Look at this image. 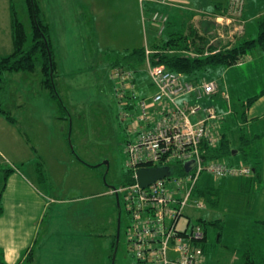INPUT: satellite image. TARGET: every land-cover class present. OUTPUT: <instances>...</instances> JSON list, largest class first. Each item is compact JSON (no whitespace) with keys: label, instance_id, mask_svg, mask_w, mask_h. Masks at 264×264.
I'll return each mask as SVG.
<instances>
[{"label":"rangeland","instance_id":"1","mask_svg":"<svg viewBox=\"0 0 264 264\" xmlns=\"http://www.w3.org/2000/svg\"><path fill=\"white\" fill-rule=\"evenodd\" d=\"M163 1L178 5L171 0ZM182 1L185 4L180 5L188 4L186 0ZM187 1L191 3L186 6L189 9L199 7L214 11L219 4L221 11L227 10L224 14H199L203 23L194 27L200 35L206 32L205 36L210 38L209 45L217 48L244 39V11L251 9L254 3L258 11L264 10V3L260 0H244L240 13L232 10V0ZM36 2L49 25L48 39L55 62L54 82L60 100L50 97L49 92L42 88L44 76L40 69H36L32 73H5L6 93L0 102L3 109L16 119L17 128L26 136L30 146L36 149L34 152L28 148L21 155L25 156V165L34 162L35 153L53 166L61 164L55 173L54 190L48 191L55 197V202L51 203L46 213L39 235L40 253L47 260H37L41 264H112L114 247L112 249L111 246L117 213L115 198L108 192L125 183L127 171L123 153L125 124L118 118L123 106L118 103L108 76V56L148 47L154 40H163L168 30H177V25L181 23L166 27L157 37L158 28L151 25V16L155 10L167 12L169 5H157L149 0ZM10 3L27 35L31 33L25 0H0V57L13 51L10 36L7 37L3 30V25L8 22V13L5 18L4 14ZM218 17L219 21L216 20ZM228 19L230 22H227ZM263 50L255 49L247 54L257 56L264 53ZM256 63L260 65L261 62L256 60ZM238 65L242 67L241 71L231 70L228 80L233 85V104H244L248 97L263 91L264 67L261 65L248 70L245 58ZM140 69L139 91L142 96L144 93L151 95L154 90L149 86L146 70L144 66ZM223 72L224 69H212L201 74L198 82L215 81L219 86L223 81ZM221 88L226 90L223 86ZM222 93L219 89L209 99V104L215 105L219 113H225L223 132L231 138L230 148L237 151L241 145L239 135L243 132L235 127L237 115L226 113V104L230 103L222 97ZM189 101L195 103L191 99ZM196 104L206 103L201 100ZM259 129L262 131L263 126ZM244 151L247 154L245 158L238 153L228 159L230 163L237 162L233 164L236 166L251 163L248 146ZM105 162H108L107 171ZM239 183V178L220 180L201 175L196 187L201 191L211 188L213 195L207 198L195 194L203 203V208H187L184 211L186 218L178 224L179 228H184L188 219L190 230L192 225L202 226L203 221L207 222L203 227L206 240L202 245L209 264H242L244 254L249 255L255 264H264V211L257 215V211L244 203L249 196L248 203H251L256 195L251 193L256 192L251 191L247 195L239 189ZM210 201H215L216 205L211 206ZM121 211V237L114 264H134L128 252L130 230L122 205ZM216 220L219 221L217 226L209 224ZM39 262L36 261V264Z\"/></svg>","mask_w":264,"mask_h":264},{"label":"built area","instance_id":"2","mask_svg":"<svg viewBox=\"0 0 264 264\" xmlns=\"http://www.w3.org/2000/svg\"><path fill=\"white\" fill-rule=\"evenodd\" d=\"M152 1L173 6L163 0H149ZM243 1L232 0V10L240 13ZM151 21L160 34L167 16L155 12ZM144 47L143 66L154 90L151 95L143 92L142 96L139 91L141 69L115 68L109 74L115 97L123 106L118 118L125 124V168L132 172L134 183L108 193L118 196L125 211L130 230L127 247L134 264H209L202 245L205 236L202 226L192 225L189 230L187 219L184 228L178 227L180 220L186 218L187 208H203L195 195L197 182L203 174L225 179L248 178L252 172L248 166L204 159L203 148L215 147L222 134L224 115L209 104V99L219 91L217 83L188 81L164 66H152L151 50ZM222 97L229 101L225 92ZM201 100L206 104H196ZM187 162L194 163L189 172L184 167ZM159 168H168L169 175L140 187L136 172ZM177 168L183 171L182 175L177 173Z\"/></svg>","mask_w":264,"mask_h":264},{"label":"crops","instance_id":"3","mask_svg":"<svg viewBox=\"0 0 264 264\" xmlns=\"http://www.w3.org/2000/svg\"><path fill=\"white\" fill-rule=\"evenodd\" d=\"M171 1L178 4H172L173 6L171 7L168 6L169 10L164 12L168 15L167 17H169L171 25L178 22L185 23V18L189 16L188 14H192L193 16L191 15V20H187L186 25L195 27L199 25V23H203V20H200L199 14L216 12L215 10H202L199 7L189 9L186 6L188 4L191 5V3L187 0L186 2L188 4L185 6L180 5L185 4L182 0ZM260 1L261 3H264V0ZM254 5L255 3L247 12L244 11L245 27L243 28L242 33L244 39H246L247 36L251 39L257 35L258 21L264 18V10L258 11L256 5ZM7 13L8 22L7 24L5 22L3 25V30L7 37L10 36V43L12 44L10 6L9 9L5 11L4 18ZM244 58L249 65L247 68L248 70H254L257 66L261 67V65L264 67V53H258L257 56L247 54ZM256 60L261 62L260 65H257ZM241 68L242 67L239 65L235 68H225L222 84L219 85L218 88L229 96L230 104H226L228 109L226 113L237 115L238 119L235 123V127L239 128L240 132H243L239 135V139L241 140V137H243L245 140L251 141V139L259 136L258 139L250 142L248 148L252 160H256L259 163L260 181L257 183L252 181L251 178H239L241 183L238 184L239 189L247 193V195L250 194L251 191L256 192L251 193L256 194L251 203H248L250 196L244 201V203L251 206L253 211H257L258 215L262 214L261 211H264V95L259 97L248 108L246 118L243 120L241 116L243 111L241 104H233L232 102L233 85L228 80V75L231 70L238 69L241 71ZM222 86L226 90L222 89ZM249 98L251 97H248L247 99ZM220 114L224 115L225 113L223 114L221 112ZM13 120L14 122L10 123L0 115V189L4 184V181H6L2 196L3 213L0 216V249L3 252V257L7 264H18L19 261L24 259V254L32 250L34 264H36V261L37 263L39 262L38 260H41V262L47 260L40 253L39 235L46 213L50 208L51 203L55 202V197H53L52 193H48V191L52 192L51 190H54L53 184L56 176L55 173H57V167L61 164L57 163L56 166H53V164L47 163V161L42 159L39 154L35 153L33 155L35 157L33 159L34 162L26 166L24 163L25 156L21 155L24 154L28 148L34 152L36 149L30 146L26 136L22 135L17 128L18 123L16 119L13 118ZM223 122L224 121L221 122V133H224ZM259 126H263L262 131L259 129ZM39 162H42L45 168L47 176L46 180H41L37 173V164ZM230 164L238 163H233L231 161ZM246 165H248V163Z\"/></svg>","mask_w":264,"mask_h":264},{"label":"trees","instance_id":"4","mask_svg":"<svg viewBox=\"0 0 264 264\" xmlns=\"http://www.w3.org/2000/svg\"><path fill=\"white\" fill-rule=\"evenodd\" d=\"M25 4L29 12L31 24V33L29 36L26 33L24 25L15 17L14 6L12 3H10L11 39L13 51L8 56L0 57V101H3L4 94L6 93V81L4 79L5 73H32L36 69H40L41 73L44 76V81L41 82L42 88L49 92L50 97L57 98L60 100L54 82L55 62L53 59L51 44L48 39L49 25L41 15V11L36 0H33V4L38 28L35 26L33 20L30 0H25ZM214 9L216 12H222L223 14L225 13V11H227L225 9L224 11H221L222 7L219 4L216 5ZM155 12H159L162 14L164 13L163 11L157 10H155L153 13ZM216 12L212 13H214L215 15ZM188 15L189 16L185 18L186 24L187 20H191V17L193 16L192 14ZM166 16L168 15L166 14ZM185 23L177 25L178 29H175L174 32H170L168 30V35H166L163 40H154L151 44L148 45V48L151 50L149 61L152 66H164L171 72L181 74L185 78H190L193 82H198V79L201 74L209 73L212 69H225L232 66H236L242 61V59L247 55L248 52H251L255 49H264V18L258 21V32L256 38L254 37L248 40H237L233 45L225 44L223 46H219L218 48L216 46L209 45L210 38L205 36L206 32L203 33L204 35H200L199 32L191 25H184L183 27V24ZM151 25L154 26V23H152ZM170 25L171 24L169 23V17H167V22L163 26V31L160 34L157 33V37L161 35L164 32L165 28L169 27ZM185 31L188 32L186 33ZM42 35L44 39L42 38ZM48 52L50 53V59L48 56ZM144 62L145 47L133 49L130 52L120 54L118 53L114 56L113 54H110V56H108V71L109 74L115 68H123L127 70L138 71L143 66ZM50 67L52 69L51 77ZM262 95H264V89L263 91H261V93L247 99L244 104H241V108L243 110L241 116L243 119L246 118V112L248 108ZM60 108L62 110H65L61 105ZM0 115L10 123L14 122L10 113L3 109V105L1 104V102ZM237 129L239 130V128ZM258 138L259 136H256V138L251 139V141L256 140ZM240 141L241 145L237 150V154L242 153L243 157L245 158L247 154L245 153L244 148L245 146H249L251 141H247L243 137H241ZM230 145L231 138L227 133H222L221 139L215 147L203 148V155L205 161H225L227 164L233 165L230 164V160H228L232 156V151H234L232 147L230 148ZM255 161L249 163V166L246 164H244V166L250 167L252 172L251 176H249L248 179L251 178L252 181L258 183L260 181L259 163ZM172 167L173 165L171 166V168ZM37 173L39 174L41 180H46L47 176L42 162H39L37 164ZM177 173L182 175L183 171L177 168ZM126 177V181L123 185L134 183V179L132 178V172H127ZM5 185L6 181H4V184L0 189V216L3 213L2 196ZM212 192L213 190L211 188H207L204 191L198 190L197 187L195 189L196 195L200 194L207 198L212 197ZM210 202L211 206L216 205L215 201ZM218 222L219 221L216 220L210 222L209 224L217 226ZM206 224L207 222L203 221L202 228ZM203 230L205 235L203 241L204 243L206 240V233L204 228ZM219 237L220 234L218 236V240ZM114 244L115 236L114 240L112 241V249L114 247ZM203 250L206 254L204 247ZM24 256V259L19 261L18 264H34V255L32 250L26 252ZM0 264H7L4 260L3 252L1 249ZM242 264L255 263L249 255L244 254Z\"/></svg>","mask_w":264,"mask_h":264},{"label":"water","instance_id":"5","mask_svg":"<svg viewBox=\"0 0 264 264\" xmlns=\"http://www.w3.org/2000/svg\"><path fill=\"white\" fill-rule=\"evenodd\" d=\"M30 3H31V8H32L33 20H34L35 26L37 27V20H36V14H35L33 0H30ZM42 38L44 39L43 35H42ZM48 56L50 59V53L49 52H48ZM51 76H52V69L50 67V77ZM69 142H70V140H69ZM236 154H237L236 150L232 151V156H234ZM104 165L108 168V162H105ZM193 166H194L193 162H187L184 165L186 172H189ZM168 175H169L168 168L142 169V170H138L136 172V180H137L138 184L140 185V187L145 188L150 183L155 182V181H157L161 178H164ZM103 180H105L104 177H103ZM114 198H115L116 213H117V226H116L115 244H114V249H113L112 259H111L112 264H114L118 245H119V234H120V224H121V208H120L119 198L117 195H115Z\"/></svg>","mask_w":264,"mask_h":264},{"label":"flooded vegetation","instance_id":"6","mask_svg":"<svg viewBox=\"0 0 264 264\" xmlns=\"http://www.w3.org/2000/svg\"><path fill=\"white\" fill-rule=\"evenodd\" d=\"M107 170H108V168L106 167V171ZM121 213H122V211H121ZM116 217H117V214H116ZM120 228H121V224H120ZM115 236H116V232H115ZM120 237H121V229H120V234H119V242H120ZM118 247H119V245H118ZM117 251H118V249H117Z\"/></svg>","mask_w":264,"mask_h":264},{"label":"bare ground","instance_id":"7","mask_svg":"<svg viewBox=\"0 0 264 264\" xmlns=\"http://www.w3.org/2000/svg\"><path fill=\"white\" fill-rule=\"evenodd\" d=\"M243 120H245V119H243ZM254 141V140H253ZM211 192V191H210ZM213 193V192H212Z\"/></svg>","mask_w":264,"mask_h":264}]
</instances>
